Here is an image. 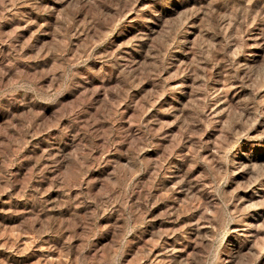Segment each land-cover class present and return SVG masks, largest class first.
Listing matches in <instances>:
<instances>
[{
	"label": "rangeland",
	"instance_id": "rangeland-1",
	"mask_svg": "<svg viewBox=\"0 0 264 264\" xmlns=\"http://www.w3.org/2000/svg\"><path fill=\"white\" fill-rule=\"evenodd\" d=\"M0 264H264V0H0Z\"/></svg>",
	"mask_w": 264,
	"mask_h": 264
}]
</instances>
